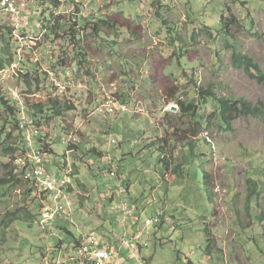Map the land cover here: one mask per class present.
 I'll use <instances>...</instances> for the list:
<instances>
[{"label": "rangeland", "instance_id": "374dc122", "mask_svg": "<svg viewBox=\"0 0 264 264\" xmlns=\"http://www.w3.org/2000/svg\"><path fill=\"white\" fill-rule=\"evenodd\" d=\"M25 1L28 11L18 30L16 20L0 7V31L6 34L5 38L0 35V60L9 59V51L15 61L12 67H20L21 61L32 67L39 51L47 71L65 47L57 38L46 36L44 21L50 19L54 7L37 0ZM262 2L167 0L160 20L153 0H88L84 18L95 22L96 18L108 20L117 15L129 18L142 26L141 38L121 26L111 32L100 24V39L89 37L86 42L90 76L83 70L75 75L77 67L69 62L70 89L60 92L80 111L65 112L61 120L49 122L55 125L48 138L54 155H45V160L50 170L60 173L57 166L67 153L61 141L67 136L64 127L76 133L79 150L72 151L67 159L73 170V196L67 199L72 210L45 227L27 216L25 211L39 201V195L24 179L20 164L5 157L0 148V181H10V185L0 187V264H57L56 250L68 248L73 238L102 234L99 232L104 227L98 228L93 220L107 222L117 236L129 232L140 237L138 242L148 243L136 255L132 245L126 246L120 255L122 264H264V119L241 116L234 122L233 131H227L221 128L211 102L203 108L204 119L182 116L177 102L193 101L197 93L193 84L178 91L171 103L165 102L173 81L181 87L189 83L187 75H196L199 86L223 97L246 99L254 105L264 103V85L233 64V54L238 50L264 69ZM223 14L226 22L229 15L235 17V23L225 30L221 26ZM113 42L117 44L109 46ZM10 70L5 82L0 77V95L6 99L10 90L19 91L20 97L23 92ZM93 93L97 101L107 94L128 108L118 110L113 117H99L91 105ZM49 130L45 126L42 132ZM17 136L13 131L14 138L8 144L17 143ZM166 138L174 168H184L179 178L167 173L161 163L158 148ZM191 143L197 145V158L189 152ZM91 148L102 154L90 153ZM116 167L123 181L121 187L131 184V192L125 189L124 197L140 211L138 226L124 224V218L129 220L125 213L109 214L105 208L94 206L98 202L122 205L121 199L108 204L103 195L114 183L109 170ZM200 167L211 175L212 194L202 185L204 181L195 177L194 171ZM14 177L21 178L19 184L13 182ZM116 185L119 190V183ZM29 190L32 192L27 193ZM81 194H87L88 199H82ZM44 202L50 206L49 196ZM161 212L164 226L159 224ZM147 219L155 222L150 229L145 228ZM59 241L62 244L56 248Z\"/></svg>", "mask_w": 264, "mask_h": 264}, {"label": "trees", "instance_id": "16d2710c", "mask_svg": "<svg viewBox=\"0 0 264 264\" xmlns=\"http://www.w3.org/2000/svg\"><path fill=\"white\" fill-rule=\"evenodd\" d=\"M62 1L63 3L61 2V0H37V3L39 4L50 3L54 7V11H51L50 19H46V21H44L45 32L46 36L49 39L52 37L57 38V40H60L65 44V47H63L62 52H60L58 58L55 60L54 56H51V60H54V62L51 64L50 69L47 71L41 65L42 63H33L31 64L32 67H28L24 61H21L20 67L17 69V74L15 75L17 81L23 86V92L19 103L13 101L12 99H6L2 95H0V148L3 149L5 157L15 160L18 154L22 155L25 152L24 138L19 126V106H21V104L27 106L28 112L35 120V123L37 124L38 128L41 126L42 119L46 120V122L49 123L51 120L61 119L65 112L75 110V106L73 104L69 105V101L67 102L65 99H63L62 96L53 98L52 95L49 94L47 97L48 99L42 100L36 98L35 94L45 92L49 82L48 71H53L57 74L58 71L62 69H65L67 71L68 69H70V63L75 64V66L77 67V72H74L75 75L81 70H83L88 76H90L89 70L86 68L87 57L89 52V48L86 42L89 37H91V39L93 40L100 39V36L103 33L100 24H102V26H104L106 29L111 30V32H117V26H121L123 28L128 29L129 32L134 31V33L131 32V34L137 35L136 37L138 39L141 38V32L143 31L142 26L138 23L133 24V22L129 18H121V16L119 15L114 17H108V20L96 18V22L94 21V19H87L84 18V16L79 17L73 14H64V12H60V14L58 15L59 10L61 11V7L63 5L70 7L74 6L75 13H81L83 11L82 5H79V3H76L75 1ZM166 1L167 0H153L155 15L160 20H163L162 11L167 6ZM98 4L96 3V5ZM262 5H264V0L262 2ZM227 14H229V12H227ZM225 20L226 17L225 14H223L221 17V26L224 30L229 27L230 24L235 23V17L231 15L227 17V21L229 22H226ZM164 24L166 25L168 23L165 21ZM8 32V34H11L12 31L8 30ZM0 35L3 38L6 37V34H4L2 31H0ZM116 44V42H113L109 44V46L114 47ZM69 50L72 53H69ZM6 52V54L9 56V59L0 60V70H5L7 67H10L15 63L14 57L11 56L9 51ZM71 54H73V57H71ZM233 64L236 68L245 70L251 79L257 81L261 85H264V69H262L260 64L257 63L254 58L250 57L249 55L240 53L238 50H236L233 54ZM187 79L189 82L187 85L184 84L179 87L178 83L175 80L173 81L174 85L168 87L166 91L167 97L165 99V102L171 103L174 99H176L178 91H182L183 87L189 88V84L195 85V89L197 90H193L197 93L193 98L192 102L190 101L191 98L185 100L179 99L177 102L179 103L178 108L182 116L204 119L202 112L205 109L203 108L204 106H206V104L211 102L216 108L215 117L218 118L221 128H226L227 131H233L234 122L241 116H252L255 118L264 119V103H262L261 105H254L246 99L236 100L225 96L223 97L222 95L218 94L217 91L213 92L199 86V81L196 75H187ZM48 87L50 89L53 88L54 90L57 89L53 85H49ZM185 95L187 97L189 96L186 93ZM97 102V98L94 96L93 93L91 101L92 107H95L97 105ZM191 122L194 124V120H191ZM198 124L201 125V123ZM169 125L170 127L173 126V124L170 123ZM13 131H16V133L18 134L17 138H19V141L17 143L15 142L8 144L9 139L14 138L12 137ZM45 139L46 144H44L43 142V137L37 140V144L41 145L43 143L45 145L43 147L44 150L47 153L53 154V151L48 149L47 138ZM169 145L170 141L166 138L162 141L161 146L158 148V151L161 154V163L164 165V168L167 173H170L171 176H176L177 178H179V176L182 175L181 172L184 170V168L183 165L178 166V168L176 169L174 168V159L171 155H168L167 153V151H169ZM196 146V143H191L189 146V152L197 158V155L195 153ZM90 153H93L97 156H100V154H102V152H98L97 148H91ZM202 156L207 155L204 154ZM194 172L196 179H198L199 181H204L202 185L206 186L207 188H210V193L212 194L213 189L211 187V175L203 167L196 168ZM9 184L10 181L8 180L0 181V187L7 186ZM125 186L126 189L129 190L131 184ZM30 192H32V190L27 191V193ZM252 193H255L254 189L252 190ZM41 206L42 205H40V202H34L31 206V209H27L28 214L33 215V213L39 210ZM164 225L165 221H163L161 226ZM61 244L62 243L59 242L56 248H60Z\"/></svg>", "mask_w": 264, "mask_h": 264}, {"label": "clouds", "instance_id": "9594fccd", "mask_svg": "<svg viewBox=\"0 0 264 264\" xmlns=\"http://www.w3.org/2000/svg\"><path fill=\"white\" fill-rule=\"evenodd\" d=\"M12 66L10 67H7V69L11 68ZM18 69V68H17ZM17 69H16V74H17ZM0 71H4V70H0ZM16 74H13V75H16ZM72 79V78H71ZM19 92V91H18ZM20 96V95H19ZM96 97V95H94ZM59 97V96H58ZM64 98H66V96H62ZM9 100L11 99L9 96H8ZM20 99L21 97L19 98V100H15V102L19 103L20 102ZM42 100H44L43 98H40ZM69 105H74V103L72 101H69L68 102ZM24 105V104H23ZM122 105H126V104H122ZM75 106V112H79L80 109L78 106L74 105ZM127 108H128V105H126ZM25 109H24V113L25 115L31 120L32 122V125L30 126H26L25 128H22L21 126V106H19L20 108V123H19V126H20V130L22 131V135H23V138H24V145H25V152L22 154V155H17V157L15 158V163H19L20 164V168L19 170H25L26 171V176L28 174H34L35 172V166L36 164L32 161V155L35 154V155H40L45 166H46V169L49 173L51 174H54L55 176L57 177H61V174H62V169H65L66 171H71L70 175H69V178H70V182L69 184L63 189V194L62 196L59 198V203L61 205H63L65 207V213L63 214H60V215H56L54 218L52 219H49L46 221L44 215H45V210L46 209H49L51 212L54 211V207L52 206V203L50 204V206H46L44 203V201H46V196H49V200L51 201V196L52 194H45L44 192H41L39 187L37 186L38 185V182L36 179L32 178L31 181L29 182V184L31 185V188L35 189L39 195V197L37 198L40 202V205H42L40 207L39 210L35 211V212H40L38 213L37 215H29L27 210L25 211L26 215L30 216L31 219L33 220H38V223L39 225L45 227L47 224H49V222L53 221L54 219L60 217V216H63L64 214L67 213L68 210H72V206H71V203L67 200L68 197H72L73 195L71 194V187H72V175H73V170H72V167L70 165H68V162H67V159H68V154L71 155L72 151H78L79 150V147H78V137L76 135L75 132H72L71 130L67 131L69 127H64V132L66 133V135L68 136H64L62 137L61 141L67 146V153L65 156H63L64 158V161L62 164H59L57 166L58 170L60 173H57V172H53L52 170L49 169V166H48V163L46 162L45 160V155L47 154H50V153H47L45 150H44V144H46V139L47 138V145H48V149L53 151V154L51 155H54V150L52 149L51 147V142L50 140H48L49 137V134L51 133V131L54 129L55 131V125L54 124H49L46 122V120L42 119L41 120V126L38 128L37 127V124L35 123V120L32 118V116L29 114L28 112V108L27 106L25 105L24 106ZM67 112H71V111H67ZM115 116V115H114ZM109 117H112V116H109ZM62 119V118H61ZM60 119V120H61ZM52 121L54 122V120H51L50 123H52ZM45 126H49L50 127V130L48 131L49 133H46V132H42V129L45 127ZM33 132L32 136H31V139H30V144L31 146L29 147L28 145V140L26 139L27 137V133L28 132ZM43 137L44 139V144L42 143L41 145H38L37 144V140L39 138ZM56 137V135H55ZM115 145V144H113ZM90 150V149H89ZM83 154H85L86 152L85 151H82ZM74 155V154H73ZM79 155H81V153H79ZM72 156V155H71ZM75 156V155H74ZM108 158V157H106ZM105 158V159H106ZM23 159H25V164H22ZM69 161V160H68ZM70 162V161H69ZM72 164V163H71ZM117 168V167H116ZM117 172V178L116 177H113L111 176V172L109 170V174L111 178H113V185L112 186H109L105 192L103 193L104 195V199L106 200V202L110 203L113 200H118V199H121L122 200V205L121 206H115V204H113L112 206H108L106 203H103L102 202H98V203H94V206L95 207H99L100 210L101 208H105L106 211L109 213V214H113V213H116V214H120L121 212L124 213V211L122 210V206L123 204L125 203H128L131 205V207L134 208V211H135V215L133 217H129V220L127 221V218H124V224L125 223H129V224H132V226H138L140 224V222L142 221V218H141V215L139 217H137L140 213L139 209H136L135 205L129 200L127 199V201L125 200V195L127 194V191L128 192H131L127 189V191H125L126 189V186L123 185V187L125 189H123L121 186H122V183L123 181L121 182L120 180V177H119V168H117L115 170ZM31 172V173H30ZM60 174V175H59ZM106 174V173H104ZM121 175V174H120ZM122 176V175H121ZM74 178V177H73ZM123 179V177H122ZM18 181H21V178H17V177H14V181L15 183L19 184L20 182ZM120 181V182H119ZM119 183L118 187H119V190L116 188V184ZM10 185V184H9ZM8 186V185H7ZM6 187V186H4ZM108 191H110L111 193L108 194ZM120 191H122V193H119ZM101 190L100 188L97 189V193H100ZM81 197L82 199H88V196L87 194H81ZM104 199H100L102 201H104ZM34 203V202H33ZM108 203V204H109ZM33 205V204H32ZM31 205V206H32ZM101 205H103L101 207ZM115 206V207H114ZM113 207V209H111ZM117 210H120L119 213H117L116 211ZM105 216V215H103ZM164 213L161 212L159 214V219H160V226L162 225L163 221H165V218H164ZM39 218V219H38ZM112 219H114V217H112ZM148 220H152V219H147L145 221V228L146 229H150L152 228L154 225H155V222H154V225L153 226H150V227H147L146 223ZM153 221V220H152ZM99 222L101 225L98 224H95V220H93V223L97 226L98 228L100 226L104 227L103 231L102 232H99V233H102L101 235H97L96 232L95 233H89L87 235H81L78 237V238H73V240H71V243L69 244L68 248L67 246H62L63 248L61 249H57L56 250V255H58L57 257V264H80L79 262H77L75 260V250H77L78 246H79V243L81 241V239L85 236H89V235H95V236H99L100 238H102L104 241H105V247L110 250V251H113L115 253V261H117L119 264H122L121 260H120V255L122 253V251L126 248V246H129V245H132L133 248H134V252H138V253H142V251L145 249V247L148 246V243L146 244H142L140 242H138L140 239V237L138 236H135L133 235L132 233H129V232H126L125 234H123L124 236V239L121 240V242L118 241V238H117V232H113L111 231V229L107 226L104 225L103 221H97ZM108 228V230H107ZM133 239H135V242H132ZM60 243H62V241H59ZM119 243V244H118ZM67 254H68V257H67Z\"/></svg>", "mask_w": 264, "mask_h": 264}, {"label": "built area", "instance_id": "2783aa9c", "mask_svg": "<svg viewBox=\"0 0 264 264\" xmlns=\"http://www.w3.org/2000/svg\"><path fill=\"white\" fill-rule=\"evenodd\" d=\"M63 3V1L61 0ZM76 3H79V5H82L83 11L81 13H75V7L74 6H62L61 11L59 10L58 15L60 12H64V14H73L75 16H84V13L88 10V0H75ZM0 7L1 11L6 12L7 14H10L14 20H16V24L14 25L15 29L18 30L21 27L22 21L25 18V13L28 11V4L25 0H0ZM34 41H38L39 39L32 38ZM49 49H54V47L50 46ZM35 63H41L42 57L39 54V51L35 52ZM19 68V67H18ZM11 69V70H10ZM16 66L11 67L8 70L0 71V77L1 81L5 82L8 78L9 70L13 74H16ZM49 77L51 76V81L49 79L48 86L53 85L57 89L54 90L53 88H49L47 86L44 93H38L35 94V97L40 99L43 98L44 100L48 99V95L51 94L53 98H56L58 96H62L61 90L64 89H70V82H72L71 75L69 73V69L66 71L65 69L59 70L58 74L56 72H48ZM102 95V94H101ZM9 97L13 101L19 100L20 96L17 91L10 90L9 91ZM25 109L24 105L21 104V126L22 128H25L26 126L32 125L31 120L25 115L23 112ZM118 110L126 111L127 106L122 105L119 102H117L113 97L106 95H103L101 100L97 102V105L95 106V114L99 117H109L114 116L117 114ZM33 132L27 133V140L29 147L30 139ZM112 144H116L115 140H112ZM24 162L22 164H25V159H23ZM32 161L36 164L35 166V172L34 174H28L27 178L29 179H36L38 182V187L41 192H44L45 194H52L51 196V203L54 207V211L51 212L49 209L45 210V219L46 221L49 219L54 218L56 215H60L65 213V207L59 203V198L63 194V189L69 184L70 178L69 175L71 171H66L65 169H62L61 177H57L54 174H51L47 171L46 166L41 158L40 155H32ZM107 161L109 162V159L107 158ZM31 173V172H30ZM111 176L118 177L116 171L111 172ZM111 192L108 191V194ZM119 193H122L120 191ZM122 210L128 217H133L135 215L134 208L131 207L130 204L125 203L122 206ZM147 227L153 226L154 221L148 220L146 223ZM75 260L79 262L80 264H119L117 261H115V253L113 251L108 250L105 247V241L100 238L99 236L95 235H89L85 236L81 239L79 246L77 250H75Z\"/></svg>", "mask_w": 264, "mask_h": 264}, {"label": "bare ground", "instance_id": "6f19581e", "mask_svg": "<svg viewBox=\"0 0 264 264\" xmlns=\"http://www.w3.org/2000/svg\"><path fill=\"white\" fill-rule=\"evenodd\" d=\"M23 175H24V179L28 182L31 181V179L27 178L26 176V171L23 170ZM128 216V215H127ZM114 226V225H113ZM114 228V227H113ZM113 232H116V231H113ZM117 238L119 239L118 241L121 242L122 239H124V236L123 235H118Z\"/></svg>", "mask_w": 264, "mask_h": 264}, {"label": "crops", "instance_id": "0c3cea01", "mask_svg": "<svg viewBox=\"0 0 264 264\" xmlns=\"http://www.w3.org/2000/svg\"><path fill=\"white\" fill-rule=\"evenodd\" d=\"M103 223H104V225H105V226H106V224H108L107 222H104V221H103ZM95 224H98V222H97V221H95ZM131 225H132V224H131ZM97 226H99V225H97ZM107 230H108V228H107ZM118 240H119V239H118ZM118 244H119V243H118ZM136 253H137V252H134V254H133V255H136Z\"/></svg>", "mask_w": 264, "mask_h": 264}]
</instances>
